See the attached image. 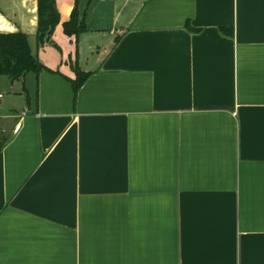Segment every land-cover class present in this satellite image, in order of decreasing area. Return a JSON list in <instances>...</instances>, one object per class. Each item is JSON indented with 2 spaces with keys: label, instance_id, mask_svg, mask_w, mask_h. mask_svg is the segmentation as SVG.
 Masks as SVG:
<instances>
[{
  "label": "crops",
  "instance_id": "1",
  "mask_svg": "<svg viewBox=\"0 0 264 264\" xmlns=\"http://www.w3.org/2000/svg\"><path fill=\"white\" fill-rule=\"evenodd\" d=\"M56 7L40 46L38 0H0L48 68L6 76L0 264H264V0Z\"/></svg>",
  "mask_w": 264,
  "mask_h": 264
},
{
  "label": "trees",
  "instance_id": "2",
  "mask_svg": "<svg viewBox=\"0 0 264 264\" xmlns=\"http://www.w3.org/2000/svg\"><path fill=\"white\" fill-rule=\"evenodd\" d=\"M59 21L56 0H38L37 40L40 46H44L51 40ZM85 30L86 26L79 21L76 9L73 11L70 21L65 23V32L69 36L78 37ZM74 69L76 78L70 82L76 95L88 74L82 72L77 65L74 66ZM46 70L48 68L34 56L29 38L25 33L0 32V76H7L12 81H17L25 78L29 73L38 76Z\"/></svg>",
  "mask_w": 264,
  "mask_h": 264
},
{
  "label": "rangeland",
  "instance_id": "3",
  "mask_svg": "<svg viewBox=\"0 0 264 264\" xmlns=\"http://www.w3.org/2000/svg\"><path fill=\"white\" fill-rule=\"evenodd\" d=\"M8 78L6 76H0V93L3 94V99L0 98V112L2 110H8L9 108H16L20 105V101H24V98L20 97L19 92L22 91V83L15 82L8 83ZM12 85V87H11ZM7 121L0 119V125H4ZM0 134V139H1ZM5 139L0 140V144L4 142Z\"/></svg>",
  "mask_w": 264,
  "mask_h": 264
},
{
  "label": "built area",
  "instance_id": "4",
  "mask_svg": "<svg viewBox=\"0 0 264 264\" xmlns=\"http://www.w3.org/2000/svg\"><path fill=\"white\" fill-rule=\"evenodd\" d=\"M20 130V125H18L16 128H15V132H18Z\"/></svg>",
  "mask_w": 264,
  "mask_h": 264
}]
</instances>
